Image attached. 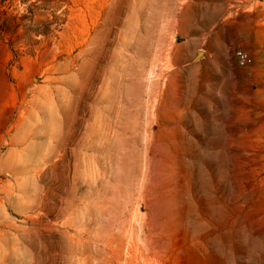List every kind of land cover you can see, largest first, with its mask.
<instances>
[{
  "label": "rangeland",
  "instance_id": "obj_1",
  "mask_svg": "<svg viewBox=\"0 0 264 264\" xmlns=\"http://www.w3.org/2000/svg\"><path fill=\"white\" fill-rule=\"evenodd\" d=\"M0 264H264V0H0Z\"/></svg>",
  "mask_w": 264,
  "mask_h": 264
},
{
  "label": "built area",
  "instance_id": "obj_2",
  "mask_svg": "<svg viewBox=\"0 0 264 264\" xmlns=\"http://www.w3.org/2000/svg\"><path fill=\"white\" fill-rule=\"evenodd\" d=\"M235 56H236V59L238 60V63L241 67H247L252 62L249 55L243 51L236 52Z\"/></svg>",
  "mask_w": 264,
  "mask_h": 264
}]
</instances>
